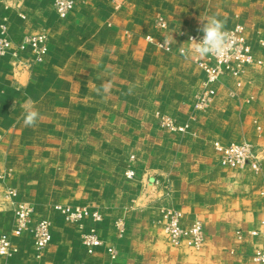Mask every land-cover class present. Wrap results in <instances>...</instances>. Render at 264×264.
Masks as SVG:
<instances>
[{"label": "crops", "instance_id": "obj_1", "mask_svg": "<svg viewBox=\"0 0 264 264\" xmlns=\"http://www.w3.org/2000/svg\"><path fill=\"white\" fill-rule=\"evenodd\" d=\"M154 13L168 17L172 32L187 34L200 33L202 20L210 17L224 20L226 29L242 24L255 57L264 61V46L259 44V40H264V0H75L73 10L65 18L58 16L53 0H0V24L5 26L6 35L14 45L26 34L41 33L48 44V52L40 62L34 60L30 50L16 52L15 47L0 56V173L11 172L6 173L5 180L0 179V195L4 186L12 184L25 198L38 195L34 200L40 204L51 197L48 192L38 193L32 187L33 183L47 186L41 164L29 170V158L19 155L26 154L31 147L35 153L46 152L42 138L45 142L49 140V149L58 147L57 138L63 132L52 127L24 126V106L29 98L35 103L40 120L50 106L49 111L54 110L52 114L63 112L65 120L90 121L91 104H96L98 111H102L101 104L105 105L106 99L100 94L91 103L90 88H101L107 82L60 75L69 73V65L61 62L69 54L62 49L63 42L110 39L115 47L103 55L112 56L113 63L97 67L99 78L111 73L136 77L128 79L120 75L117 81L119 88L129 90V94L113 101L112 119L119 124L111 134L132 138L124 148H118L120 154L115 151L121 142L115 143L111 159L106 160V148L97 147L96 151L86 139L75 145V132H64L66 141L71 137V143L64 146L65 161L70 166L77 161L81 184L90 192L85 201L103 216L97 224L103 246L92 255L84 251L81 236L91 225L89 220L68 222L54 211H38L32 226L37 219L45 218L50 222L52 235L44 254L37 257L33 231L27 229L13 238L17 254L0 257V264H258L252 254L261 240L250 232L260 228L264 220L261 193L264 191V64L246 66L238 80L223 77L209 106L195 110L193 103L205 73L192 58L164 52L159 62L153 55V58L148 56V51L121 48L123 41L137 40L138 24L146 14ZM143 54L146 69L138 64L130 65L132 58ZM75 89L82 90L79 97L73 96L74 92L68 93ZM140 89L145 90L140 95H146L149 108H146L147 124L141 129L137 126L142 116L138 107L142 101L138 98ZM57 105L64 107L58 110ZM158 114L168 116L175 125L186 124L187 128L182 132L163 129ZM88 135V130L81 132L82 137ZM235 138H246L260 148L257 159L261 170L230 169L218 162L212 141L226 143ZM10 152L18 154L16 159L9 157ZM131 155L134 159H130ZM22 158L25 159L22 164L16 162ZM130 167L136 175L127 179L124 173ZM91 168L99 172V176H94L99 183L94 193L90 186L96 179L92 177L91 181ZM156 179L170 185L169 196H165L161 183L153 184ZM163 203L181 212L184 227L194 221L202 223L205 233L202 248L170 243L160 217L159 205ZM117 221L124 224L121 235L115 225ZM109 247L115 250V255L107 251Z\"/></svg>", "mask_w": 264, "mask_h": 264}, {"label": "built area", "instance_id": "obj_2", "mask_svg": "<svg viewBox=\"0 0 264 264\" xmlns=\"http://www.w3.org/2000/svg\"><path fill=\"white\" fill-rule=\"evenodd\" d=\"M75 0H53L54 10L60 18H65L74 8ZM154 28L161 35L154 33L146 34L147 42L164 52H176L184 56L178 48L182 45L180 42L187 43L189 37L202 38L203 33L184 34L177 32L178 43L171 46L165 44L169 34V25L166 18L157 14L153 20ZM226 31L231 36L230 50L227 55L222 57L208 56L205 58H192L196 65L204 71L205 79L201 88L196 94L193 108L195 110H204L212 102L217 94L216 85L225 76H230L238 80L244 68L251 64H264V61L255 57L254 52L248 43L245 27L242 24H235L227 28ZM167 33V35H165ZM170 35V34H169ZM259 44L264 46V40H259ZM15 47L16 52L30 50L34 54L35 61H42L43 56L48 52L47 38L44 33L37 35L26 34L22 36L20 42L14 45L12 40L6 35L5 26L0 24V56L6 55ZM187 47V45H185ZM239 86V81L236 82ZM159 126L169 131H184L187 125H175L171 118L158 114ZM212 147L215 151L218 162L230 169L259 170L256 148L248 141H229L223 143L219 140L212 141ZM134 159V156H130ZM125 177L132 179L135 177V171L132 167L125 171ZM160 180H154L153 184H160ZM162 184V183H161ZM165 196L171 194V188L168 183L162 184ZM264 194V191L261 192ZM3 199L13 211V223L6 232H0V257L10 258L17 254L18 247L14 244L13 238L21 236L27 229H32L34 235V246L37 257H41L52 241L50 231V222L45 218H39L32 226L33 219L36 217L33 207L26 201L19 199L18 193L13 188L5 189ZM160 217L163 222L164 233L174 246H186L189 248L200 249L205 242V233L200 221H194L187 227L181 223L182 214L172 205L163 203L159 205ZM53 210L65 221L80 223L89 220L91 225L82 234L81 242L87 255L94 254L101 246L103 240L100 237L97 224L103 219L100 212L89 205H61L56 204ZM118 234L124 231V224L121 221L116 222ZM252 236L261 240L253 254L252 259L258 264H264V220L260 222V228L250 232ZM240 236V234L238 235ZM107 251L115 255V250L109 247ZM2 264H9L4 262Z\"/></svg>", "mask_w": 264, "mask_h": 264}, {"label": "rangeland", "instance_id": "obj_3", "mask_svg": "<svg viewBox=\"0 0 264 264\" xmlns=\"http://www.w3.org/2000/svg\"><path fill=\"white\" fill-rule=\"evenodd\" d=\"M163 15V14H161ZM156 16V13H154L153 15L149 16L148 14H146V16H144V18L142 19L141 23L138 24L140 25L139 28H137V40L133 41V42H129V41H123L122 42V50H126L129 48H133L135 50H139V51H148L147 54L148 56L157 58V60L159 62H161V60H163L161 58V55L164 53V51L157 49L155 46H153L152 44H150L149 42H147V40L145 39L146 34L149 33H154L156 35H161L160 32H157L154 28L153 25V20L154 17ZM169 25V19L167 16L163 15ZM131 32V31H130ZM179 31H175L172 32L169 28V34L168 37L170 38V36H173V39L175 40L176 43H178V38H176V34ZM185 33L184 31H180ZM167 35V33L165 34ZM101 40H80V41H75V40H66L65 42H63V46L62 49H64V51L67 53V50L69 51V54H67V56H64L63 59L61 60L62 64L64 66L69 65V68L67 69V71L69 73H66V71L64 73H61L60 75L63 76V78H65L66 76L69 77V79H81L83 77L84 80H90V81H98L101 80L103 82H107V84H111V91L107 94H104L102 91L100 93L101 98H103L105 101V105L103 107V104H101V108L102 111H98L96 104H93L92 102L93 99H95L94 97H96L98 95L97 93V89L96 88H90V98H91V106H90V121H82V120H76L74 119L73 121H68L65 120V114H63V112H56V114H52L54 112V110L52 109V111L50 110V106H47V108L49 110H45V112L47 111L48 113L45 114V117H42V119L37 122V124L34 127H31L32 129L34 128H42V129H49V128H57L59 131H62L63 133L58 136L57 138V145L58 147H52V149H49V140H46L48 142H45L44 139L42 138L41 140V144L43 146V148H46V152H38L35 153L33 151V147H29L30 150L27 151V153L25 154H21L19 156H24L25 158L28 157L27 159V169H32L35 164H41V167L44 169L43 172L47 175V186L44 185V183L42 184V186H40L39 184H35L32 185V187L34 186V188H36L38 193L43 192H48V194H50V200L44 202L43 204H40L39 201L34 200L37 199L38 195L33 196L34 198L30 199V198H25L24 196H21L20 191L17 187H15L12 184H7L6 186H4L3 191L1 192L0 195V232H6L9 230V228H11L12 223H13V211L12 209L7 205V203L4 201L3 199V193L5 191V189L7 188H13L17 191L19 199L28 202L29 204H31V206L34 209L35 214L38 211H54L53 210V206L56 204H61V205H89L87 200V197L89 195L90 192L87 191V188H83V184H81V180H80V171L78 169V167H76L77 165V161L75 160L74 163H72L73 165L70 166L71 164L68 162L66 159V153H64V146L67 143H71V137L68 138V141H66L67 137L65 136L66 133H64L66 130L70 131V132H75V136L73 137V142L75 145L78 144H82L83 140L86 139V142H89L90 147L92 148L93 146L95 147V150L97 151L98 148H103L106 151V160H109V158L111 159V150L113 152L112 148H115V143H119L121 142V147L116 146V151L115 153L118 155V148H124V146L128 143V141L132 138H128V137H115L111 134L112 130L114 128L117 127V124H119L118 121L113 120L112 116L113 112H111V110H113V108L115 107L113 104L114 99L116 98H123L125 95L129 94V90L125 89L122 87V89L119 88V84H117L118 80H119V76H123L122 78L126 77L129 79L133 78L136 79V77H134V74L129 75V73H123V74H117L115 76L114 73L111 74H105L103 75V78H99V74L97 73V67L100 66H110L113 63V58L111 57H107L103 54L108 53L109 51H112L115 47V44L112 41H107V38H100ZM173 42V43H175ZM120 45V44H119ZM117 46V44H116ZM118 49H120V47H118ZM168 53V52H165ZM169 53H174V52H169ZM65 54V53H64ZM158 55V56H157ZM145 55L143 54V57H134L132 58V60H130L132 66L135 67V65L138 64V66H142V68L146 69V59L144 57ZM150 57L148 58L150 60ZM152 57V58H153ZM124 59V58H122ZM147 59V60H148ZM125 60H128L127 58ZM141 62V63H140ZM109 63V64H108ZM141 65H140V64ZM129 65V66H130ZM127 66V67H129ZM113 68V67H112ZM109 76L111 78H109ZM114 77L117 78L116 82L114 80ZM140 77V76H139ZM145 77V76H144ZM141 78V77H140ZM143 78V76H142ZM110 79V81H109ZM105 80V81H104ZM121 80V79H120ZM124 80V79H123ZM115 83H114V82ZM128 82V80H126ZM109 82V83H108ZM96 83V82H95ZM123 85V84H122ZM66 92V90H61L62 92ZM73 96L75 97H79V94L81 95L82 90L81 89H75L72 92H68V93H73ZM145 92L144 89H140L138 90V98L141 99L142 101L140 102L141 104H139V109L141 108V114L142 116H139V120L137 122V126L139 129L144 128L147 124V112H146V108L147 107V102H146V95H140V93ZM64 94V93H63ZM59 96H64V95H59ZM103 100V102H104ZM64 101V100H63ZM59 102H61L59 100ZM62 107L64 106H60L57 105V109L60 110ZM149 109V108H148ZM64 111V110H63ZM104 111V113H103ZM51 115V116H50ZM55 115V116H54ZM80 116V115H79ZM41 117V116H40ZM53 118H56V120H54ZM124 123V122H123ZM17 122L14 123V127H16ZM85 130L89 131V135L88 137H82L81 136V132ZM110 131V135H108ZM77 134V135H76ZM32 140H34V138H31ZM48 139H50L48 137ZM248 141L246 138H235L232 139L230 141ZM15 141L18 142V138L15 139ZM249 142V141H248ZM33 143V142H32ZM85 143V142H84ZM250 143V142H249ZM256 148V153L258 152L257 150L260 149L257 146H254ZM264 150V149H262ZM56 154H55V152ZM120 154V153H119ZM10 158H15V156H17L18 154L15 152H10L8 153ZM93 154H91L92 156ZM58 157V160H55L54 157ZM23 157V158H24ZM19 159V161L17 160L16 162L22 164L23 160L25 159ZM60 158V159H59ZM258 158V157H257ZM15 161V160H14ZM259 162V161H258ZM36 166V165H35ZM260 166V164H259ZM261 170V167H259ZM249 169V168H248ZM250 170V169H249ZM259 170H254L259 171ZM33 172V171H32ZM79 172V173H78ZM97 170L95 168H91L89 170V175L91 177V181H92V177L94 178V176H99V172H97ZM101 172V170H100ZM6 173H11L10 171L8 172H3L0 173V179L5 180L6 178ZM94 178L93 180L96 179V182L94 181L93 185L90 186L91 188V193H94L95 190H97L99 183H97V178ZM100 183H102V179H100ZM98 184V185H97ZM41 191V192H40ZM91 198L92 195H91ZM90 198V199H91ZM86 203V204H84ZM91 206V205H89ZM94 207V206H92ZM55 212V211H54ZM59 216V215H58ZM60 217V216H59ZM123 233V232H122Z\"/></svg>", "mask_w": 264, "mask_h": 264}, {"label": "clouds", "instance_id": "obj_4", "mask_svg": "<svg viewBox=\"0 0 264 264\" xmlns=\"http://www.w3.org/2000/svg\"><path fill=\"white\" fill-rule=\"evenodd\" d=\"M199 31L203 33L202 38L198 40L196 37H189V41L178 48L186 59L194 57L205 58L208 56L222 57L228 54L231 36L226 31V22L224 20L217 17L202 20V26ZM172 42H175L172 35L165 40V44L168 46H171ZM101 91L104 94L109 93L111 84H104L97 89L98 94ZM39 119L40 113L36 109L35 103L29 98L24 106L23 124L26 127H34Z\"/></svg>", "mask_w": 264, "mask_h": 264}]
</instances>
